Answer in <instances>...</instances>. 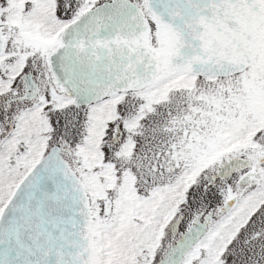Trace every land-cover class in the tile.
<instances>
[{
    "label": "snow or ice",
    "instance_id": "obj_1",
    "mask_svg": "<svg viewBox=\"0 0 264 264\" xmlns=\"http://www.w3.org/2000/svg\"><path fill=\"white\" fill-rule=\"evenodd\" d=\"M0 264H264V0H0Z\"/></svg>",
    "mask_w": 264,
    "mask_h": 264
}]
</instances>
